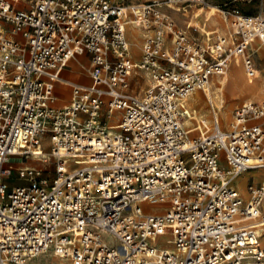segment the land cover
Segmentation results:
<instances>
[{"label":"built area","instance_id":"2783aa9c","mask_svg":"<svg viewBox=\"0 0 264 264\" xmlns=\"http://www.w3.org/2000/svg\"><path fill=\"white\" fill-rule=\"evenodd\" d=\"M206 1L132 6L148 33L138 65L148 85L136 94L129 6L0 0V264L48 252L71 264H264V182L246 194L236 186L264 171V101L243 103L227 129L214 111L197 120L188 106L239 56L256 77L264 15L246 13L244 0L214 7L231 34L205 32L207 46L188 32L200 27L181 29L168 12ZM82 59L92 83L65 80ZM59 84L71 88L64 106ZM28 158L53 159V170Z\"/></svg>","mask_w":264,"mask_h":264},{"label":"rangeland","instance_id":"374dc122","mask_svg":"<svg viewBox=\"0 0 264 264\" xmlns=\"http://www.w3.org/2000/svg\"><path fill=\"white\" fill-rule=\"evenodd\" d=\"M112 1L116 2V3H122V4H125V5L129 6V7H132V6H137V5L143 4L147 0H112ZM206 2L208 3V5H210L212 7H217V6L231 5L232 3L236 2V0H207ZM240 6L246 13H249V14H263L264 15V0H244V1L241 2ZM200 10H202V9H200ZM168 12L171 15V17H173V19L177 22L178 27L186 30L187 22L190 19L182 17L181 14H179L176 11H173L171 9H168ZM127 15H128V19L126 18L127 20H130L131 18H136L137 17V16H135L133 14L132 11H128ZM198 15H199V13H198ZM204 16H205V13L204 14L200 13V16L198 17L197 21H198V23L200 25H203L204 23H206V20H205L206 18ZM218 16H219V14H218ZM221 23L223 24V27L226 26V25L228 27H230V25L226 24L224 21H221ZM230 28L229 29L227 28L225 34L231 33V29ZM126 29H127V35L130 38L131 52H133L132 53L133 54V62H134V66H135V69H136V71H133V73L130 76L131 88H132L131 90L134 93H136V94H138V93L139 94H143L145 92L146 88H147L148 80H146L144 74L141 73L138 70V65H139V62H140L141 57H142V55H141L142 54V46H143V43L145 41V38L144 37L142 38V35L140 36L141 39L139 38L140 39L139 48H137V52L138 53L136 54V52H134L136 47L133 44V41L135 40V37L133 36L134 34L131 35V32H130L129 27L127 25H126ZM206 29L207 30H211L210 27H207ZM8 33H9V36H12L11 35L12 34V30H10ZM190 35H191L192 38L198 39L199 42H201L203 40V37L198 35L196 32L194 33L193 30H190ZM141 41H142V43H141ZM263 46L264 45L262 43L258 42L257 44H254V47H253V52L255 53L253 59H254V62L256 64V68L259 69L257 71L261 70L260 73H261L262 76H264V50H263ZM238 62H239V60H237V59L234 61L235 64H238ZM86 67H88V66H86ZM83 72L86 73L87 71L83 69ZM230 72H231V68H229L227 74L230 75L229 74ZM245 75H244V77H245ZM66 77H69V73L66 74ZM260 84L261 85L264 84V79H263V81H260ZM210 89H211V87H210ZM67 92H69V91H67ZM225 92H226L227 98H225V102H224V105H223V111L224 110L225 111H229V114H230L229 119L226 118L225 113L222 114L223 115V119H222L223 121L222 122H223V126H224L225 129H227V127L229 126L230 122L232 121L234 111L238 107H240L243 103H245V102H262V101H264V94H260V96H259L256 92H253V93H247L246 92L244 94H240V95L234 96V97L230 96V92H229L228 89H226ZM201 94H202V97L205 98L204 94L203 93H201ZM57 96H58L59 99L63 98V95L58 94V89H57ZM260 97H262V98H260ZM59 99H58V102H57L58 106L67 105L70 102V97H67V102L66 101H60ZM205 107L207 108V111L205 113L204 112L200 113L199 114L200 116L198 117L199 119H197V120L205 119L208 122H211L212 119H213V111H214V109L212 108V105L210 104V102L208 103L207 101H205ZM111 123L115 124L118 127L119 123H116L114 121H111ZM25 166H36V167H43V168H46L48 170H53L54 160L51 159L47 164H44L41 161H39L38 159H34V158H30L29 159L28 158L27 162L25 163ZM9 167L13 168L14 171H15V170H17L20 167V165H11ZM258 172L260 174H262L260 177H254V176L248 177L247 176L248 174L243 175L242 177H240V178H242L241 180H237L236 186L242 191H245V190L247 191V184L248 183H251V184L252 183H261L262 181H264V177H263L264 176V171H258ZM252 173H255V172H252ZM10 181L13 184L22 183V181L19 180L15 176V174H13V176L10 178ZM146 209L150 210L152 212H156V213L163 212V206H161V205L160 206H156V207L146 206ZM168 238L169 237H167V236L166 237H160L158 239L157 244H159V245H161L163 247H167ZM57 260H58V258L54 257L52 255V253H51V254L41 255L40 257L29 261L28 264H57L56 263ZM61 264H67V263H65V262L62 263L61 262ZM69 264H71L70 261H69Z\"/></svg>","mask_w":264,"mask_h":264},{"label":"bare ground","instance_id":"6f19581e","mask_svg":"<svg viewBox=\"0 0 264 264\" xmlns=\"http://www.w3.org/2000/svg\"><path fill=\"white\" fill-rule=\"evenodd\" d=\"M212 10H216V9L212 6H210V8L206 7V8H203L202 10L197 12V16H200V13L201 14L205 13L204 17L206 18L205 19L206 24L200 26V28L202 29V32L204 34H205V32L206 33L209 32L206 29V25H209L210 23L215 22L213 20V18L210 17ZM128 11H132L135 16H137V14L135 12V8L129 7L126 10V14L124 17L125 23L129 27L131 35L134 34L133 36L135 37V40L134 41L132 40V41L136 47L134 52H136V54H137L138 53L137 48H139V43H140V39H141L140 36L142 33L140 31L141 30L140 29L141 19H139L138 18L139 16H137L136 18H131L130 20H127L128 19V15H127ZM198 13H199V15H198ZM227 28L229 29L230 27H228L226 25L224 27V30L226 31ZM227 35H229V34H227ZM203 43L206 44L207 46H211L210 39L207 36L204 37ZM263 50H264V46H263ZM130 52H131V48H130ZM132 53L133 52H131V56L133 57ZM142 53H143V48H142ZM236 59L239 60L238 64H235L234 63L235 60H233L231 62V65L229 66V68H231V72L229 73L230 75L227 74V72H228L227 71L225 73V75H223L221 77H215L212 80L211 85L207 89H205L204 92L198 91L188 100V106L193 111V114L191 115L193 118L199 119L198 118L200 116L199 114L203 113V112L205 113L207 111V108L205 107V101H207L208 103L209 102L212 103V108L214 109V113L219 118V120L221 122V127L224 128L223 122H222L223 121L222 120L223 119L222 114L225 113L226 118H228V119L230 117L229 111H225V110L223 111V105L225 102V98H227L226 92H225L226 89L229 90L230 96H233V97L238 96L240 94H244L246 92L247 93L256 92L259 96H260V94H264V84H262V85L260 84V81H263L264 76L261 75L260 71L256 70V77L253 79H250L247 76V73H246L245 68L243 66L242 58L239 56ZM244 75H245V77H244ZM210 87H211V89H210ZM201 93L204 94L205 98L202 97ZM260 98H262V97H260ZM110 126H112L114 129L118 128L115 124H112V123H110ZM261 175L262 174H260L259 172H255V173H250L247 176L248 177H251V176L260 177ZM241 179L242 178L239 177L237 180H241ZM62 260H65V259H62ZM61 262L62 261L59 259L56 261L57 264H61Z\"/></svg>","mask_w":264,"mask_h":264},{"label":"crops","instance_id":"0c3cea01","mask_svg":"<svg viewBox=\"0 0 264 264\" xmlns=\"http://www.w3.org/2000/svg\"><path fill=\"white\" fill-rule=\"evenodd\" d=\"M200 9H197V8H192V9H190V10H188V13H186L185 15L186 16H184L182 13H179V14H181V16L182 17H185V18H189L190 20L187 22V24H192L193 26L195 25L196 27H200L201 25L198 23V17L199 16H197V12L199 11ZM178 13V12H177ZM218 14L219 13H217L216 12V10H212V13H211V18H213V20L215 21L214 23H210L209 25H206V28L207 27H210V29L211 30H208V31H216L217 33H219L220 35H223V36H228L227 34H225L226 33V31L224 30V27H223V24L221 23V21H224V19L221 17V15L219 14V16L221 17H219L218 16ZM223 19V20H222ZM195 20V21H194ZM226 24H229V23H227L226 21H224ZM206 23H204L203 25H205ZM5 24L4 23H2L1 21H0V26L2 27V26H4ZM6 26V25H5ZM140 31L142 32V38L144 37V38H146V36L148 35V33L147 32H145V31H143L142 30V28H141V26H140ZM182 29V28H181ZM201 29V28H200ZM185 30V29H184ZM188 32H189V34H190V30H188ZM151 34V33H150ZM198 35H200V36H202L203 37V39H204V37H206L205 35H204V33L202 32V29H201V31L199 32V33H197ZM229 34H231V33H229ZM191 36V35H190ZM129 40H130V38H129ZM202 42H203V40H202ZM141 43H142V41H141ZM258 43V42H257ZM257 43H255V44H257ZM142 55V54H141ZM87 62H86V60H84V59H82L80 62H73V63H71V65H70V68L69 69H66V70H64L63 71V73H62V76H63V78L65 79V80H67L68 82H70V83H73V84H82V85H89V84H91L92 83V80H91V78H90V76H89V74L86 72V73H84L83 72V65L85 66V68H86V66H87V64H86ZM257 70H259V69H257ZM261 71V70H260ZM67 73H69V77H66V74ZM63 88V89H62ZM57 89H58V94H60V95H63V98L62 99H59L60 101H66L67 102V97H70V93H71V88L70 87H68V86H65V85H61V84H59V85H57ZM67 91H69V92H67ZM70 101H71V98H70ZM70 103V102H69ZM68 103V104H69ZM64 106V105H63ZM262 182H264V181H262ZM243 193H247V191H242ZM52 252H48V253H46V254H51ZM46 254H43V255H46ZM52 255L54 256V257H56V258H58L59 260H61L62 262H65V263H67V264H69V260H62V259H60L59 257H57L55 254H53L52 253Z\"/></svg>","mask_w":264,"mask_h":264}]
</instances>
